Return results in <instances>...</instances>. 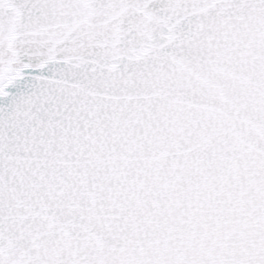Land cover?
Instances as JSON below:
<instances>
[{"label": "snow or ice", "instance_id": "snow-or-ice-1", "mask_svg": "<svg viewBox=\"0 0 264 264\" xmlns=\"http://www.w3.org/2000/svg\"><path fill=\"white\" fill-rule=\"evenodd\" d=\"M0 264H264V0H0Z\"/></svg>", "mask_w": 264, "mask_h": 264}]
</instances>
